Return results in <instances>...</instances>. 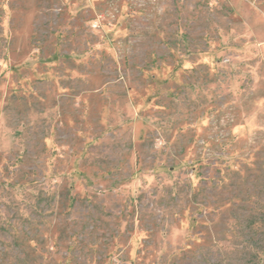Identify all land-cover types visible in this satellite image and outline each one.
I'll use <instances>...</instances> for the list:
<instances>
[{
  "label": "rangeland",
  "instance_id": "1",
  "mask_svg": "<svg viewBox=\"0 0 264 264\" xmlns=\"http://www.w3.org/2000/svg\"><path fill=\"white\" fill-rule=\"evenodd\" d=\"M0 264H264V0H0Z\"/></svg>",
  "mask_w": 264,
  "mask_h": 264
}]
</instances>
